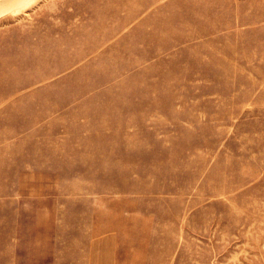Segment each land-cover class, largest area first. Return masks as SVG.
Listing matches in <instances>:
<instances>
[{
	"label": "rangeland",
	"instance_id": "374dc122",
	"mask_svg": "<svg viewBox=\"0 0 264 264\" xmlns=\"http://www.w3.org/2000/svg\"><path fill=\"white\" fill-rule=\"evenodd\" d=\"M0 264H264V0L0 7Z\"/></svg>",
	"mask_w": 264,
	"mask_h": 264
},
{
	"label": "bare ground",
	"instance_id": "6f19581e",
	"mask_svg": "<svg viewBox=\"0 0 264 264\" xmlns=\"http://www.w3.org/2000/svg\"><path fill=\"white\" fill-rule=\"evenodd\" d=\"M25 1H27V0H0V7L7 8V7L11 6L14 2L17 3V4H20V3L25 2Z\"/></svg>",
	"mask_w": 264,
	"mask_h": 264
}]
</instances>
